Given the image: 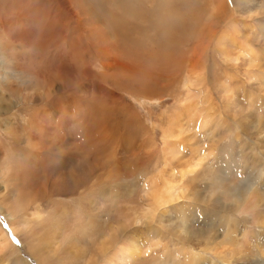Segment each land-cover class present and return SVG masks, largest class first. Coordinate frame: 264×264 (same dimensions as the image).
Returning a JSON list of instances; mask_svg holds the SVG:
<instances>
[{
	"label": "rangeland",
	"instance_id": "obj_1",
	"mask_svg": "<svg viewBox=\"0 0 264 264\" xmlns=\"http://www.w3.org/2000/svg\"><path fill=\"white\" fill-rule=\"evenodd\" d=\"M55 1L0 14V264H264V0Z\"/></svg>",
	"mask_w": 264,
	"mask_h": 264
},
{
	"label": "bare ground",
	"instance_id": "obj_2",
	"mask_svg": "<svg viewBox=\"0 0 264 264\" xmlns=\"http://www.w3.org/2000/svg\"><path fill=\"white\" fill-rule=\"evenodd\" d=\"M22 1L23 0H16V1H13V0H0V14L12 16V17H22V15H23L22 9L25 6V4H23ZM29 2H30V6L27 8V11L34 12L35 6L39 3V0H29ZM44 2L45 3L43 5L46 7V10H47V12L50 15V13H51V7L56 3V1L55 0H44ZM222 3L223 4H226V0H224ZM62 7H64V5ZM35 14H38V12H35ZM105 14H107V13H105ZM86 16H85V18H86ZM106 16H108V15H106ZM106 16H105V18H106ZM134 16H135V14H134ZM67 19H68L67 16L64 17L63 18V21H65L64 24L62 26L60 25L61 27L60 26L58 27L59 29H62V31H60V32L57 31V34H56V38H57V40L59 42L54 41L56 43H60L61 45H64L65 39L67 38L68 34L72 30L66 24ZM115 19H116V17H113V20H115ZM138 20H140V19H138ZM48 22H50V20H48ZM51 24H53L54 26H57V25H55V23L53 21H51ZM111 27L114 28V25H112ZM2 39H4V38H2ZM0 53L5 54V53L2 52V48H0ZM118 75H125V73L124 72H119ZM83 76H84L85 79H89V78L91 79L92 78L89 75L88 71H85V73H83ZM104 79L109 81L110 77H104ZM105 83H107V82L105 81ZM201 161H202L201 159L200 160H197L196 162L188 165L187 167H184L183 169L178 170V172H177L178 177L182 180L184 177H186V176L194 173V171H196V169L200 166ZM263 175H264V173L261 174V176H263ZM172 189H173V186L169 182H167L165 184L164 188L162 189V191L160 192V196H157V197L158 198H162L161 196L163 194H165L166 192H168V190H172ZM255 196H257L256 195V192H255V189L249 188L243 194V200L244 201H250ZM135 242H137V240H134L132 243L129 244V249H130L129 252H123V250H121L120 253L116 254L115 260L118 261V262H122L124 260H131L132 259V254L134 252L137 253L136 252V249H135L137 247H135V244H134ZM125 253H128L129 256H125ZM178 254H179V251L178 250L172 251L171 254H170V256H169V262H172L173 260L176 261V258H180V256H177ZM183 258H185L184 260L186 261V263L192 264V259L193 258H191V256H183ZM159 261H160L159 264H162V261L161 260H159ZM224 263L225 264H229V262H223L221 264H224Z\"/></svg>",
	"mask_w": 264,
	"mask_h": 264
}]
</instances>
